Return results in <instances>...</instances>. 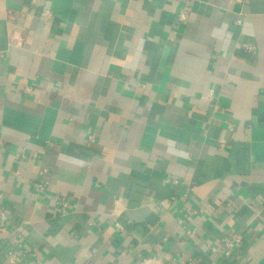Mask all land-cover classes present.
Masks as SVG:
<instances>
[{
  "label": "crops",
  "instance_id": "obj_1",
  "mask_svg": "<svg viewBox=\"0 0 264 264\" xmlns=\"http://www.w3.org/2000/svg\"><path fill=\"white\" fill-rule=\"evenodd\" d=\"M15 248L264 264V0H0V264Z\"/></svg>",
  "mask_w": 264,
  "mask_h": 264
},
{
  "label": "built area",
  "instance_id": "obj_2",
  "mask_svg": "<svg viewBox=\"0 0 264 264\" xmlns=\"http://www.w3.org/2000/svg\"><path fill=\"white\" fill-rule=\"evenodd\" d=\"M229 3L232 5L236 6H242L246 3V0H229ZM187 13L185 11L181 12L179 14V19L180 20H186ZM240 20H238L239 22ZM239 47L245 48L247 50H254V48L246 43L239 44ZM209 99L212 100L211 94L208 95ZM68 204L64 203L65 209L66 210ZM242 241V236L238 232H232L225 240L223 243V249L222 252L226 256H230L235 248L237 247L238 244H240ZM215 250V248H213ZM25 255V251L22 249L15 248L13 250H10L8 252V260L10 264H20L22 257Z\"/></svg>",
  "mask_w": 264,
  "mask_h": 264
}]
</instances>
